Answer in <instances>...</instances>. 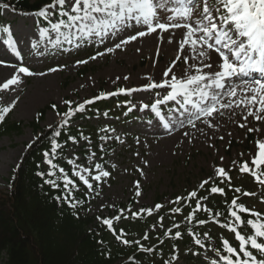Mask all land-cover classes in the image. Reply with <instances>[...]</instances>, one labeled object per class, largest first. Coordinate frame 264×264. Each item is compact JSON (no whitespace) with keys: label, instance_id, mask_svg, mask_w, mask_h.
<instances>
[{"label":"rangeland","instance_id":"rangeland-1","mask_svg":"<svg viewBox=\"0 0 264 264\" xmlns=\"http://www.w3.org/2000/svg\"><path fill=\"white\" fill-rule=\"evenodd\" d=\"M50 11L51 22H57L55 15L58 12ZM158 15L160 22L165 23L167 17L173 13L159 11ZM2 17L5 20L4 29L7 31H0V61L4 62L0 64V84L13 75L19 77V82L9 85L8 89H0V106H9L14 102L12 120L22 121L24 127L21 133L0 137V191L5 190L7 180L12 176L25 151V145L35 136L36 132L30 123L36 119L40 110L52 104L60 108L75 109L78 104L96 97L104 89L106 93H116L107 98L120 96L121 103H112L113 111L117 112L113 117L106 115L105 109H95L89 113L86 104L82 118H87L90 125L98 128L100 133L97 138L87 136V139L72 142L65 152V159L75 174L79 172L93 185L89 188L84 184L86 193L91 196L89 215L105 220L120 216L121 213L127 215L133 211L141 212V209L165 211L174 204L183 202L190 192L203 189L199 185L204 180L213 178L205 185L204 188H207L215 178H220L216 175L220 167L231 176L232 186L236 184L235 187H240L242 192L255 194L245 196V206L264 211V185L254 177L251 178L250 174L245 175L239 171L243 161L255 151L254 142L264 138V131L259 134L256 131L247 132L240 125L264 127L259 121L248 117L252 121L248 124L244 119L247 112L241 108H236L234 113L231 109H221L224 116L216 117L212 127L204 123L208 118L203 116L200 120H194L196 126L192 127L186 119L187 114L179 108L177 101H165L157 106L158 110L143 107L144 104L151 105L155 100L162 99L166 95L163 88L142 87L132 92H118L120 88L134 89V79L140 74L148 75L150 63L162 65L165 71L174 68L175 73L184 68L182 61L177 60L172 52L161 53L158 46L137 51L132 41L113 52L105 51L106 48H114L120 39L145 30L146 26H135L118 38L111 37L103 43L96 40L75 48L69 43L63 46V36L54 32L51 26L45 28L39 24L32 15L21 16L4 9ZM64 31L62 27L61 32ZM57 39L60 41L58 44L54 43ZM86 48H96L93 49L92 56L97 52L104 55L90 60L84 52ZM17 52L19 55H16ZM79 60L88 62L78 64ZM20 66L28 67L34 73L44 72L45 75L29 76L19 73ZM50 68H56L57 71L49 72ZM116 74L129 78L111 81L110 78ZM49 79L53 82V91H45V81ZM149 83L152 82L146 84ZM38 91L42 97L39 103ZM64 101L72 103L69 105ZM128 113H132L130 119L126 116ZM59 120L54 111L48 110L41 126H52ZM241 153L244 155L241 156ZM97 164L100 168L96 167ZM104 171L109 172V176L101 175L98 181L94 179ZM219 180L226 187L228 197L222 199L230 200L234 190L228 186L226 180ZM137 190L140 195H137ZM177 197L182 199L177 201ZM131 200L134 203L133 208L127 206ZM119 204L126 206L120 210L117 207ZM156 204L163 207L156 209ZM216 206L220 208V201ZM170 220L166 218L162 227H168ZM135 226L143 228L138 223ZM150 228L151 225L146 231L150 232ZM159 229L160 225H155L150 234L159 232ZM226 235L218 227L207 228L201 233V247L183 246V243L177 247L170 245L164 249L162 258L166 264H206L211 259L218 260L213 248H217L219 239ZM156 262L161 263V259ZM0 264H4V261H0Z\"/></svg>","mask_w":264,"mask_h":264},{"label":"snow or ice","instance_id":"snow-or-ice-1","mask_svg":"<svg viewBox=\"0 0 264 264\" xmlns=\"http://www.w3.org/2000/svg\"><path fill=\"white\" fill-rule=\"evenodd\" d=\"M0 7L7 8L8 5L2 4ZM50 10H56L61 17L55 23L49 21L51 29L63 36L64 40L73 44L75 48H80L83 43L96 40L103 43L105 39L118 38L123 32L138 25L146 26L145 30L136 31L134 34L120 39L114 48L109 47L105 51L113 52L120 49L121 45H127L136 41L138 37L142 38L149 33L156 32L157 29L180 30L183 42L179 44V48L183 50L184 55L183 57L178 56L177 59L184 64L182 74L177 76L174 68H168L163 72V76L168 79H164L160 83L144 85L145 89L163 88L166 95L162 99L155 100L151 105L144 104L143 107L157 110V106L165 101H177L179 108L187 114L186 119L192 127L196 126L194 120H200L202 116L208 118L204 123L208 127H212V122L216 117L224 116L221 109H231L234 113L236 108H241L247 112L244 119L248 124L252 123L248 117H254L264 126V0H51V3L41 7L36 15L47 19L52 15ZM159 11H170L173 15L167 17V22L161 23ZM62 27L64 32H61ZM54 43H60L59 39ZM185 45L189 47L186 48ZM191 53H195V55H191ZM16 55H19V52ZM102 55L104 53L97 52L89 59L95 60L97 56ZM87 62V60L77 61L78 64ZM2 63L4 62L0 61V64ZM48 71L55 72L57 69L50 68ZM18 72L29 76L45 75L44 72L34 73L25 66H20ZM123 78L127 80L129 77ZM18 82L19 77L13 75L5 83L0 84V89H8L9 85ZM136 90L120 88L118 92ZM238 93H240L239 96ZM115 94V92H102L98 96L78 104L75 109L69 108V111L63 113V116L68 117L75 112L83 111L86 104ZM194 97L195 99H193ZM64 103L70 105L72 102L64 101ZM12 107H14V102L9 106L0 107V121L4 119L6 113L11 111ZM52 107L55 108L56 105H52ZM67 122L65 119L64 123ZM240 127L246 128L247 132L256 131L258 134L264 131V127H246L245 124H241ZM102 131L106 130L102 129ZM56 134L59 135V133ZM229 135L231 134L229 133ZM109 138L102 137V139ZM68 139L75 142V137L70 136ZM254 149L255 151L249 154V158L240 165L239 171L250 173L261 185H264V179H261V176H264V138L254 142ZM45 156L47 157V153ZM220 159L222 160L223 157ZM48 162L51 163V161ZM96 167L100 168V165L97 164ZM76 175L89 188L93 187L88 179L79 172ZM101 175L107 177L109 172L104 171L100 175H96L94 179L100 180ZM216 175L220 176L222 180H226L229 187L232 186V178L223 167L216 171ZM211 179L213 178L209 177L208 180H204L199 188H204ZM65 180V187L68 183H72V181H68L67 177ZM48 183L53 184L54 187L57 186L54 181H48ZM211 192L223 194L224 188L212 187ZM234 192L241 193L243 196L255 195L242 192L240 187H235ZM137 195H140L139 190H137ZM196 196V191L189 193V197ZM181 199L182 197H177V201ZM200 199H207V197H200ZM239 199L240 197H235L231 201L235 208V210L229 209L231 216L239 222L241 227H250L252 231L251 233L241 232L231 225H225L229 231L234 233L235 240L238 241V249L233 247L229 240L223 239L222 248L227 254H221L220 248H213L219 258L213 261V264H219L220 261H223L224 264H264V213L254 211L243 203H238ZM196 205L194 212L202 207L198 200ZM162 207L160 204L155 205L156 209ZM204 210L211 212V209L205 208ZM140 211H145V209ZM147 211L150 214L152 209H147ZM174 211H179V209H174ZM241 213H247L249 217L253 218L244 219ZM132 215L137 216L139 213L133 212ZM192 215L190 213L189 217L185 219H190ZM119 218L115 217V219ZM103 222L111 227L110 220L105 219ZM197 223L204 224L206 221L198 220ZM173 227L179 228V225L174 224ZM120 231L123 234L124 230ZM170 231L171 229H169ZM167 234L166 232L165 235ZM205 235L208 234L205 233ZM175 236L180 237L181 232L176 231ZM117 239H122V235H117ZM143 239H148L147 234ZM122 242L124 244L132 243L127 239H123ZM195 242L201 243L199 239H196ZM135 243L140 244L139 241H135ZM140 247L143 249V245ZM146 250L151 251L152 249ZM255 253H259L260 258H257Z\"/></svg>","mask_w":264,"mask_h":264},{"label":"trees","instance_id":"trees-1","mask_svg":"<svg viewBox=\"0 0 264 264\" xmlns=\"http://www.w3.org/2000/svg\"><path fill=\"white\" fill-rule=\"evenodd\" d=\"M49 3L51 0H37L34 3L29 0H0V5L7 4L14 11L21 13L38 12ZM53 109L64 119L52 127L43 128L40 127V122L44 119L47 109L40 112L39 119L31 123L38 134L27 144L16 171L7 181L6 189L0 191V261H4V264H159L156 260L160 259L165 246H176L186 236L197 238L198 231L212 225H219L231 233L233 242L226 239L238 249L234 233L225 227L231 225L241 232L246 231L237 227V221L229 211L235 210L231 204L235 197H240L238 203H242L241 196L236 194L231 200L226 199L221 209L207 208L211 209V212L199 209L194 212L196 202L193 203L192 200L195 197H188L183 205H175L166 213L142 212L137 216L121 215L119 219L110 220L111 227L90 216L87 209L91 197L81 189L83 181L68 168L66 161L62 162V157L71 141L68 139L70 136L81 139L85 135H92L94 129L82 124L70 127L67 123L75 121L69 119L73 115L64 117L63 113L66 111L58 107ZM12 112L13 108L0 121V136L22 132L23 123L12 121ZM65 119L67 123H64ZM61 163L63 171L57 166ZM65 177L72 181L67 187ZM48 181H54L57 186L54 187ZM212 187L224 188L217 181ZM211 188L207 194L201 193L200 197L211 199L215 195L226 196L225 188L223 194L212 193ZM212 203L215 204L216 199L212 200ZM130 206H133V202ZM177 208L179 211H174ZM190 213L193 214L191 218L185 219ZM168 214L174 218L173 225H179V228L172 225L160 234L150 235L145 232L146 225L151 221L159 224ZM241 215L244 219L253 218L247 213ZM198 220H204L206 223H197ZM136 223L144 228L136 227ZM121 229L124 230L123 234ZM249 229L247 232L251 233L252 230L250 227ZM176 231L181 232L180 237L175 236ZM145 234L148 239H143ZM117 235H122V239L118 240ZM123 239L132 243L124 244ZM223 239L225 238L221 241ZM183 243L187 245L189 241ZM140 245H143V249ZM149 248L152 250L147 251ZM221 253L227 254L223 248Z\"/></svg>","mask_w":264,"mask_h":264},{"label":"bare ground","instance_id":"bare-ground-1","mask_svg":"<svg viewBox=\"0 0 264 264\" xmlns=\"http://www.w3.org/2000/svg\"><path fill=\"white\" fill-rule=\"evenodd\" d=\"M169 33H172V35H169ZM182 42L183 40L180 34V30L168 29L167 31H164L161 29H157L156 32L149 33L142 38L138 37L136 41L132 42V45L136 48V50L140 49L142 51L149 50L158 46L160 47L161 53L172 52V54L176 57H180L184 54L183 50L179 48V44ZM185 47L188 48L189 46L185 45ZM191 55H195V53H191ZM164 69L165 68L160 64L150 63V71H148V75L140 74L134 79L136 81L134 89L138 90L142 88L149 81L152 83H160L162 82V80L168 79V77L163 76V72L165 71ZM182 69L183 68L176 71L177 76H180L182 74ZM117 77H119V79H123L124 76L122 74H116L114 77L110 78V80H116ZM45 91H53V82L50 79L45 81ZM40 96V91H38V103L42 99V97Z\"/></svg>","mask_w":264,"mask_h":264}]
</instances>
